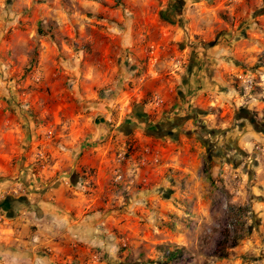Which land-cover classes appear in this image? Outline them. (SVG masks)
Instances as JSON below:
<instances>
[{
	"label": "rangeland",
	"instance_id": "rangeland-1",
	"mask_svg": "<svg viewBox=\"0 0 264 264\" xmlns=\"http://www.w3.org/2000/svg\"><path fill=\"white\" fill-rule=\"evenodd\" d=\"M1 151L38 185L101 168L117 262L264 264V0H0Z\"/></svg>",
	"mask_w": 264,
	"mask_h": 264
},
{
	"label": "crops",
	"instance_id": "crops-1",
	"mask_svg": "<svg viewBox=\"0 0 264 264\" xmlns=\"http://www.w3.org/2000/svg\"><path fill=\"white\" fill-rule=\"evenodd\" d=\"M205 64L207 65L206 62ZM191 72V74L186 72L182 76V80L187 78L185 90L182 92L184 95L199 83L195 69ZM207 72L208 70L205 69V73ZM177 93L181 92L178 90ZM188 100L192 98L189 97ZM169 101L171 105H175L172 98ZM197 101L199 103L201 98ZM185 106L184 99L180 100L175 110L181 109L182 112ZM48 112L51 113L53 121H60L66 128L71 118L76 115L73 104L64 101L58 106L49 108ZM181 115L180 117L184 118V114L181 113ZM187 117L192 122L195 121L190 114H187ZM179 120L181 118H175L174 125L182 124ZM171 124L173 122L169 123L170 126ZM90 125L91 123L86 120L82 127L89 128ZM89 129L91 132H86L85 135L91 133L92 137L104 135L107 131L98 126L95 131L93 128L91 130V127ZM32 133L30 136L28 133L21 139V145H25L24 149L38 140L36 133L34 131ZM62 141L71 142L69 137L62 138ZM59 146L64 148V145L60 143ZM66 148L68 147L66 146L62 152H66L65 150H68ZM62 152L56 150L57 156L62 157ZM8 156L4 151L0 152V264H111L117 262L119 240L109 233L112 224H115L114 218H108L104 212L92 211L98 204L99 191L103 190L107 184L100 177L102 173L100 167L91 175L89 179L91 184L86 186L84 183L86 177L83 176L85 171L81 173L82 165L78 163H86L85 161L90 160L78 154V165L76 164L78 174L70 169V176L67 178H58L60 174H65L66 170L62 164H58L59 160H57L53 165L56 168L50 169L46 173L45 182L38 185L42 182L41 177H36L38 173L31 175L34 171L28 166L29 170H21L22 174L19 175L18 168L10 164ZM82 167L85 168V166ZM18 183L27 186L31 191L22 195L10 194V186ZM37 186H43L42 190L36 191Z\"/></svg>",
	"mask_w": 264,
	"mask_h": 264
},
{
	"label": "built area",
	"instance_id": "built-area-1",
	"mask_svg": "<svg viewBox=\"0 0 264 264\" xmlns=\"http://www.w3.org/2000/svg\"><path fill=\"white\" fill-rule=\"evenodd\" d=\"M150 61H152L153 63L156 61L157 56H150ZM118 177L120 178V175H118ZM25 185L18 183L17 185H15L14 187H12L11 189H9V193L13 194V195H17L19 193H21L23 191V187ZM25 188V187H24Z\"/></svg>",
	"mask_w": 264,
	"mask_h": 264
},
{
	"label": "trees",
	"instance_id": "trees-1",
	"mask_svg": "<svg viewBox=\"0 0 264 264\" xmlns=\"http://www.w3.org/2000/svg\"><path fill=\"white\" fill-rule=\"evenodd\" d=\"M175 254H176V252H174V251L173 252H168V255H169L168 257L172 258V257H174ZM111 264H129V263H126L124 261H122V262L119 261V262H115V263H111Z\"/></svg>",
	"mask_w": 264,
	"mask_h": 264
},
{
	"label": "water",
	"instance_id": "water-1",
	"mask_svg": "<svg viewBox=\"0 0 264 264\" xmlns=\"http://www.w3.org/2000/svg\"><path fill=\"white\" fill-rule=\"evenodd\" d=\"M62 175H65V176L69 177L70 176V173H65V174H62Z\"/></svg>",
	"mask_w": 264,
	"mask_h": 264
}]
</instances>
